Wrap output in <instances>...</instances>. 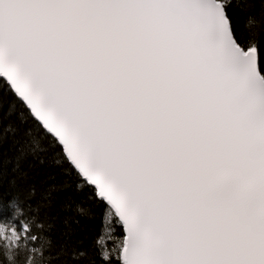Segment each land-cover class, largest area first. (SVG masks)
<instances>
[{
  "label": "snow or ice",
  "instance_id": "obj_1",
  "mask_svg": "<svg viewBox=\"0 0 264 264\" xmlns=\"http://www.w3.org/2000/svg\"><path fill=\"white\" fill-rule=\"evenodd\" d=\"M0 264H264V0H0Z\"/></svg>",
  "mask_w": 264,
  "mask_h": 264
},
{
  "label": "trees",
  "instance_id": "obj_2",
  "mask_svg": "<svg viewBox=\"0 0 264 264\" xmlns=\"http://www.w3.org/2000/svg\"><path fill=\"white\" fill-rule=\"evenodd\" d=\"M82 224L85 226L84 232L81 233V235H86L89 239V242L91 241L92 237H94L97 232L99 231L101 225L99 219L95 221H82Z\"/></svg>",
  "mask_w": 264,
  "mask_h": 264
}]
</instances>
